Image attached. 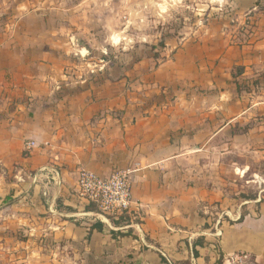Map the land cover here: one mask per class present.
Masks as SVG:
<instances>
[{"label":"crops","instance_id":"crops-1","mask_svg":"<svg viewBox=\"0 0 264 264\" xmlns=\"http://www.w3.org/2000/svg\"><path fill=\"white\" fill-rule=\"evenodd\" d=\"M243 7L238 34L125 65L39 12L0 29L1 239L71 264H264V189L244 196L264 161V0ZM83 169L131 170L133 209L102 217Z\"/></svg>","mask_w":264,"mask_h":264},{"label":"rangeland","instance_id":"rangeland-1","mask_svg":"<svg viewBox=\"0 0 264 264\" xmlns=\"http://www.w3.org/2000/svg\"><path fill=\"white\" fill-rule=\"evenodd\" d=\"M243 1L0 0V29H10L28 12H39L45 15L47 26L65 29L74 43L89 49L92 57L105 52L104 56H116L125 65L158 57L167 47L179 48L215 32H242L247 18ZM116 36L120 37L119 43H115ZM250 169L262 179L251 183L244 196H264V192L258 194V187L264 189V161L251 159ZM1 238L0 264H71L64 259L55 261L54 246L48 240L28 246L27 240L21 243L12 236Z\"/></svg>","mask_w":264,"mask_h":264},{"label":"built area","instance_id":"built-area-1","mask_svg":"<svg viewBox=\"0 0 264 264\" xmlns=\"http://www.w3.org/2000/svg\"><path fill=\"white\" fill-rule=\"evenodd\" d=\"M84 56V55H83ZM36 142L27 141L25 147L31 151ZM132 171L116 169L109 176H101L89 170H81L77 185L80 199L95 205L102 217H121L129 213L135 202L132 193ZM246 256H235L236 264H244Z\"/></svg>","mask_w":264,"mask_h":264},{"label":"bare ground","instance_id":"bare-ground-1","mask_svg":"<svg viewBox=\"0 0 264 264\" xmlns=\"http://www.w3.org/2000/svg\"><path fill=\"white\" fill-rule=\"evenodd\" d=\"M112 38H113V37H112ZM114 40H115V43H119V42H120V37H117V36H116V37L114 38Z\"/></svg>","mask_w":264,"mask_h":264},{"label":"trees","instance_id":"trees-1","mask_svg":"<svg viewBox=\"0 0 264 264\" xmlns=\"http://www.w3.org/2000/svg\"><path fill=\"white\" fill-rule=\"evenodd\" d=\"M240 88H242V87H240V85H239V89ZM183 264H191V262L190 261H186V262H184Z\"/></svg>","mask_w":264,"mask_h":264}]
</instances>
